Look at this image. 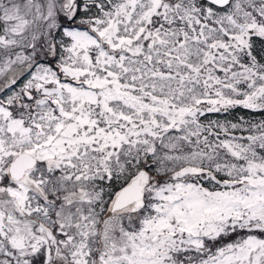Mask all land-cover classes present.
<instances>
[{
	"label": "snow or ice",
	"instance_id": "snow-or-ice-1",
	"mask_svg": "<svg viewBox=\"0 0 264 264\" xmlns=\"http://www.w3.org/2000/svg\"><path fill=\"white\" fill-rule=\"evenodd\" d=\"M0 264H264V0H0Z\"/></svg>",
	"mask_w": 264,
	"mask_h": 264
}]
</instances>
